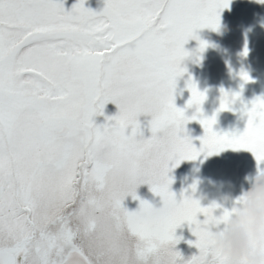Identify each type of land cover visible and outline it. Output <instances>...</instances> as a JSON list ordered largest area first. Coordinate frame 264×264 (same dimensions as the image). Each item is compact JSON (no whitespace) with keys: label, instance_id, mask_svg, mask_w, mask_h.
<instances>
[{"label":"snow or ice","instance_id":"snow-or-ice-1","mask_svg":"<svg viewBox=\"0 0 264 264\" xmlns=\"http://www.w3.org/2000/svg\"><path fill=\"white\" fill-rule=\"evenodd\" d=\"M230 2L105 0L96 11L85 0L70 10L63 0H0V264H228L212 229L232 210L216 215L220 204L202 206L196 183L178 200L170 172L225 148L250 150L264 162V95L244 102L241 92L221 88L217 112L240 100L242 132L214 129L216 114H203L206 93L191 76L185 108L175 104L191 55L185 43L197 39L202 52L207 42L197 30H219ZM109 101L118 111L97 124ZM141 114L151 116L148 138ZM197 119L199 147L185 127ZM83 154L91 174L78 163ZM117 161L128 171L112 184L106 169ZM141 184L161 207L138 195ZM129 195L139 200L135 210L123 204ZM185 222L196 237L187 242L199 250L187 260L175 248Z\"/></svg>","mask_w":264,"mask_h":264},{"label":"rangeland","instance_id":"rangeland-1","mask_svg":"<svg viewBox=\"0 0 264 264\" xmlns=\"http://www.w3.org/2000/svg\"><path fill=\"white\" fill-rule=\"evenodd\" d=\"M63 2L65 9L70 10L72 5L76 3V0H63ZM104 4L105 0H85V6L96 11H100L104 7ZM256 14L263 19L259 18ZM263 28L264 3H260L258 0H231L230 6L223 9L220 13L219 30L207 27L198 29L197 35L200 40L207 42V47L202 52L197 51L199 41L195 38L189 39L185 43L184 48L191 55L186 57L182 62V66L186 67L187 71L177 79L176 94H174L176 106L185 108L186 102L191 95L189 89L186 87V81L191 76L199 90L206 93V99L201 105L203 114L206 116L216 114V123L214 124L216 131L230 132L233 129L226 123L229 116H233V119L236 117L247 119V115L241 111L242 104L240 100H237L232 105V110L225 109L217 112V109L220 107V90L223 88L230 93L241 92V99L244 102H247L249 97L253 99L258 95L257 87H263L264 85V58L259 59L254 54L257 51L256 47L264 45V31H261ZM242 42L246 44L243 46L240 44ZM245 47L249 50L248 52L252 50L251 53H253L252 55H243L244 57H252L247 60L252 67V72L250 70L247 71L252 78L248 82L243 81L239 75L241 72L239 66H242L245 61L240 51L243 53ZM228 49L230 51L229 54L232 56V59H229V61L224 58V50ZM229 64L232 66V69ZM241 85H243L242 89ZM193 107L195 110V105L186 108L187 115H189V111H192L191 114L196 111H193ZM117 111L116 104L109 101L104 107V115H97L94 117V120L97 124H103L106 122L105 116L114 115ZM138 119L141 123L143 137H150L152 133L148 122L151 120V116L141 114ZM198 122L190 120L185 125L187 134L193 138V143L197 147L201 144L198 137L204 134V129H201L202 125ZM242 125L245 129V123ZM194 126L196 130L193 128ZM232 131L237 130L233 129ZM130 133L131 126L126 129V134ZM139 138L140 136L137 135V139ZM227 149L230 153L226 152ZM225 150L206 157L205 154L201 153L197 159L183 160L177 167L172 169L170 175L174 179L171 190L176 193L178 200L181 199V192L184 189H187L188 193L191 194L192 190L190 186L196 183L197 187L193 194L194 197L200 200L202 206H207L212 202L220 204L222 207L215 211V214L219 215L224 208L230 206L224 199L225 195L231 194L233 197H237L241 193L242 187L246 189L249 186V182L245 177L254 173L258 167L264 168V162H260L258 165L255 157L243 156L240 158L241 154L244 155L248 152L247 149L225 148ZM227 153L240 158L238 162L241 161L242 164L237 162L227 163V156H225ZM230 172H233L235 176L229 174ZM137 193L141 198L151 202L155 207L162 206L161 198L150 190L148 184L139 185ZM123 204L131 211L138 208L139 200H134L129 195L125 197ZM199 218L203 219L204 217L201 215ZM176 234L183 237L175 245V248L181 252L185 260L194 254H198V249L195 245H190L187 242L196 239L190 231L187 222L176 229Z\"/></svg>","mask_w":264,"mask_h":264},{"label":"clouds","instance_id":"clouds-1","mask_svg":"<svg viewBox=\"0 0 264 264\" xmlns=\"http://www.w3.org/2000/svg\"><path fill=\"white\" fill-rule=\"evenodd\" d=\"M78 163L81 168H89L91 159L83 154ZM92 171L89 168L90 174ZM127 171L126 162H112L106 169L107 180L120 184ZM245 179L249 186L242 187L237 197L225 195L232 211L224 222L213 226V240L228 264H264V168H257Z\"/></svg>","mask_w":264,"mask_h":264},{"label":"trees","instance_id":"trees-1","mask_svg":"<svg viewBox=\"0 0 264 264\" xmlns=\"http://www.w3.org/2000/svg\"><path fill=\"white\" fill-rule=\"evenodd\" d=\"M198 251H199V250H198ZM198 251H197V252H198Z\"/></svg>","mask_w":264,"mask_h":264}]
</instances>
